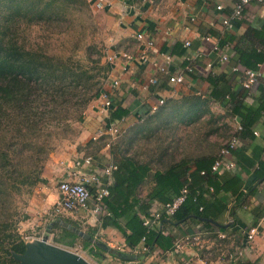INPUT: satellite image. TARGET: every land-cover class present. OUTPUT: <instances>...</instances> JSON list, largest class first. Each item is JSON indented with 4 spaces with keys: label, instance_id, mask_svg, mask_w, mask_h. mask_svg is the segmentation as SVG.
Returning <instances> with one entry per match:
<instances>
[{
    "label": "crops",
    "instance_id": "1",
    "mask_svg": "<svg viewBox=\"0 0 264 264\" xmlns=\"http://www.w3.org/2000/svg\"><path fill=\"white\" fill-rule=\"evenodd\" d=\"M88 1L97 10L96 0ZM108 1L110 6L98 10L109 23L108 55L128 54L133 60L121 57L111 64L105 92L128 115L111 123L102 101H94L83 115L76 144L53 158L58 177L61 182H77L84 176L99 175L117 211L131 208L132 213L139 212L154 194L174 197L179 182H184L208 195L213 215L223 209L218 222L230 227L229 234L226 239L217 238L192 222L169 227L165 232L175 237L174 249H157L144 256L142 243L134 249L126 244L130 232L124 229L129 217L117 219L105 203L97 216L90 206L65 212L63 218L80 225L82 238L97 230L93 243L98 240L110 249L135 255L124 262L110 252L103 254L120 264H223L226 250L222 248L227 244L231 256L241 249L252 252L253 244L261 245L264 239V169L260 168L264 166V5L251 3L240 18L230 19L238 0ZM140 34L144 40L138 39ZM224 56L228 60L222 61ZM251 68H258L261 76L247 89L244 82ZM177 76L184 77L182 84L170 82ZM152 78L158 80L157 85L150 84ZM162 100L164 104L153 111ZM112 126L119 130L117 135L110 132ZM234 137L238 147L225 159L234 168L212 171L215 180L202 175ZM122 163L141 169L138 173L144 180L129 184L126 170L103 175L106 168ZM241 193L247 197L238 205ZM47 195L40 207L42 212L52 213L62 196L52 189ZM150 206L152 214L162 211L164 203L154 200ZM256 223L260 235L248 242L245 232L257 227ZM73 250L86 253L81 241Z\"/></svg>",
    "mask_w": 264,
    "mask_h": 264
},
{
    "label": "trees",
    "instance_id": "2",
    "mask_svg": "<svg viewBox=\"0 0 264 264\" xmlns=\"http://www.w3.org/2000/svg\"><path fill=\"white\" fill-rule=\"evenodd\" d=\"M90 5L88 0H0V264H21L15 256L26 252L27 240L21 233L20 224L27 215L22 213L18 203L22 202L23 207H26L25 197H31L36 187L44 181L45 162L51 152V140L57 136L55 131L46 130L57 128L62 123L69 126V122L79 120L89 106L100 100L105 93L100 75L93 71L104 72V79L112 71L109 62L102 63V57L94 60L89 55L86 63H74L71 58L44 51L45 45L27 48L24 42H19L14 30L20 26L21 21L29 26L50 27L52 24H60L64 22L68 10L89 8ZM108 112L111 123L128 115L126 109L113 102ZM219 157L220 155L217 159ZM115 166L116 172L126 170L130 174L129 184L135 185L144 180L139 176L141 169L137 166L132 167L130 163ZM212 167L213 165L203 172L209 179L215 180L217 175H211ZM260 168L264 169V166L260 165ZM143 170L146 171L145 168ZM205 176L202 177L206 178ZM184 185V182H179L177 194L170 199L160 194L152 195L147 204L140 206L139 212L132 213L131 208L117 211L111 195L104 201L106 208L117 219L129 217L124 231L130 232L126 241L130 248H136L145 238L143 245L148 251L143 252L144 256L157 249L164 252L173 250L175 237L165 231L169 227L181 228L190 222L203 225L204 230L217 238L218 233L229 234L230 227L218 222V214L223 209L213 215L210 212L211 199L203 191H199L201 189L193 190L192 186V189L188 187L185 202L173 216L169 217L163 212L159 221L145 226L144 220L151 216L150 202L158 200L166 205L181 195ZM250 194L253 191H249ZM240 195L236 199L238 205H242L247 197L245 193ZM17 197L20 198L19 201ZM50 218L46 223V235H52V241L56 245L77 249L81 241L82 250L91 257H100L110 252L124 262L135 256L110 249L98 240L93 243L97 230L90 232L87 238H82L79 234L80 225L63 218L62 214ZM257 225L256 223L255 226ZM231 262L256 264L239 256H232Z\"/></svg>",
    "mask_w": 264,
    "mask_h": 264
},
{
    "label": "rangeland",
    "instance_id": "3",
    "mask_svg": "<svg viewBox=\"0 0 264 264\" xmlns=\"http://www.w3.org/2000/svg\"><path fill=\"white\" fill-rule=\"evenodd\" d=\"M108 24L107 18L100 14L98 10H94L90 5L89 8L84 7L82 9L77 8L73 11L68 10L64 22L60 24H52L50 27L29 26L24 21H21L20 26L15 28L14 31H16L19 37V42H24L27 48H37V45H45L44 51L64 58H71L74 63L78 61L86 63L87 57L90 55L94 60H97L98 57H102V63L106 64V59L109 56L108 44L110 41L109 31L107 30ZM99 71L100 70H94L93 72L100 75L101 85L105 89L109 81L108 78L104 79L105 73ZM92 106L93 104H91L86 111ZM82 118L83 116L79 120L69 122V126H65V124L62 123L59 124L57 128L52 127L46 130V132L55 131L57 135L54 138L52 137L51 152L45 162L44 173L48 179H45L47 183L44 180L36 187L31 197H25L27 201L26 207H23L22 202L18 203L22 213L27 215L23 223L20 224L21 233L25 236L27 242L33 239H39L43 234H47V220H51L50 217H55L48 210L42 212L43 206L40 207L42 203H45L43 199L48 196L47 191L49 189H52L54 192L59 190L61 179L58 175L60 171L53 164V158L58 156L61 151H68V149L76 144L82 132ZM17 199L18 201L20 200L19 197H17ZM40 212L43 215H41ZM48 241L56 245L52 241V235L48 237ZM226 246L227 248L230 247L228 244ZM226 246L222 248L226 250L225 255H227L222 256L226 258V261H222L223 264H229L232 258L229 256L230 251L228 252ZM252 249H254L252 252L243 251L241 249L237 254L236 250L233 252V257L239 256L242 259H248L256 264H264V239L263 244H253ZM80 254L91 264H120L119 260H111L107 255L91 257L87 253L81 251Z\"/></svg>",
    "mask_w": 264,
    "mask_h": 264
},
{
    "label": "built area",
    "instance_id": "4",
    "mask_svg": "<svg viewBox=\"0 0 264 264\" xmlns=\"http://www.w3.org/2000/svg\"><path fill=\"white\" fill-rule=\"evenodd\" d=\"M208 1V0H204ZM251 3H258L264 5V0H238L237 6L235 8V11L230 19H237L240 18L246 9V7ZM108 6H110V2L108 0H96L94 3V7L97 10H104ZM218 9H221L219 7ZM227 19L224 23L228 24L229 20ZM139 40H144V35L140 34L138 35ZM149 45L152 46L153 43L149 42ZM187 46L190 45V43H186ZM216 49H218L216 47ZM125 58L126 61L130 62L133 60V56L128 54H113L108 56L106 59L107 62L110 64H113L117 59L119 58ZM167 60H170V57H166ZM228 58L226 56L222 57V61H226ZM162 71L165 72L166 68H162ZM247 80L244 82V87L247 89H250L252 86H254L258 79L260 78L261 74L259 69L258 70H248L246 72ZM170 82L175 84H182L184 82L183 76H177V77H171ZM150 84L157 85L158 80L155 78H152L150 80ZM119 82L115 81L114 86H118ZM100 100L102 101V106L105 111H109V109L112 107V100L108 93H103ZM164 101H160L158 105L153 107V111H156L158 109V106L163 105ZM239 130H242V127L239 128ZM110 132L117 135L119 133V130L112 126L110 128ZM239 141L237 137H234L231 139L225 147H223L220 157L216 160L215 164L212 167L213 172H218L221 168L225 167L229 170L234 168L233 163L226 162L225 159H227L231 153L238 147ZM89 164V160L87 161ZM117 167L115 165H111L110 167L106 168L103 172V175L110 176L113 171H115ZM205 172H202V175H205ZM95 189V194L93 193V190ZM97 189V190H96ZM213 191V189H212ZM59 192L61 193V200L55 205L52 211V215L57 216L61 215L65 212H75L79 210H88L90 209V206L92 208V212L95 216L99 215L102 210H104V200L110 196V191L103 179V177H100L99 175H89L84 176L82 179H80L77 182H68L64 181L59 184ZM189 193L188 186H185L182 191L181 195L177 198H175L172 202L164 205L162 207V211L160 212H154L151 214L150 219H145V226H149L155 221H159V219L162 217L163 212L171 217L173 216L176 211L179 209V207L185 202L187 195ZM260 226L253 227L245 232V237L248 242L254 241V239L260 235ZM45 236L44 234L39 238L43 239ZM218 237L221 239H226L227 235L224 233H218ZM191 240V239H190ZM194 241L198 240V237H193ZM50 242V241H49ZM142 244H145V238L142 240ZM148 248L144 245L142 246V252H147ZM232 257V256H231ZM229 264H233L230 262Z\"/></svg>",
    "mask_w": 264,
    "mask_h": 264
},
{
    "label": "water",
    "instance_id": "5",
    "mask_svg": "<svg viewBox=\"0 0 264 264\" xmlns=\"http://www.w3.org/2000/svg\"><path fill=\"white\" fill-rule=\"evenodd\" d=\"M26 247L24 255L15 256L21 264H91L82 255L51 244L48 237L33 239Z\"/></svg>",
    "mask_w": 264,
    "mask_h": 264
}]
</instances>
